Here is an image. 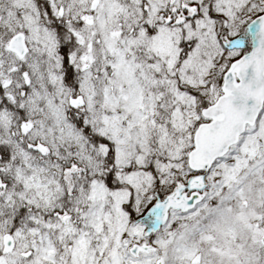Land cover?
Wrapping results in <instances>:
<instances>
[{
  "label": "snow or ice",
  "instance_id": "6c2138e0",
  "mask_svg": "<svg viewBox=\"0 0 264 264\" xmlns=\"http://www.w3.org/2000/svg\"><path fill=\"white\" fill-rule=\"evenodd\" d=\"M0 264H264V0H0Z\"/></svg>",
  "mask_w": 264,
  "mask_h": 264
}]
</instances>
